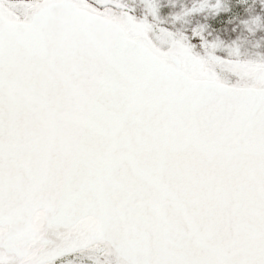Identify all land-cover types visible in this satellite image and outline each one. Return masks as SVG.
<instances>
[{"label": "snow or ice", "instance_id": "1", "mask_svg": "<svg viewBox=\"0 0 264 264\" xmlns=\"http://www.w3.org/2000/svg\"><path fill=\"white\" fill-rule=\"evenodd\" d=\"M0 264H264V0H0Z\"/></svg>", "mask_w": 264, "mask_h": 264}]
</instances>
